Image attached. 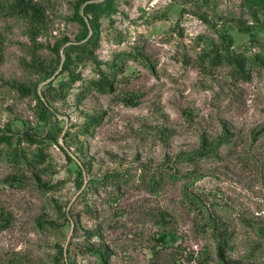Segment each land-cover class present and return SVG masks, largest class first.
Instances as JSON below:
<instances>
[{
    "label": "rangeland",
    "instance_id": "374dc122",
    "mask_svg": "<svg viewBox=\"0 0 264 264\" xmlns=\"http://www.w3.org/2000/svg\"><path fill=\"white\" fill-rule=\"evenodd\" d=\"M18 2L0 134L39 141L0 143V264H264V0H24L38 28Z\"/></svg>",
    "mask_w": 264,
    "mask_h": 264
},
{
    "label": "trees",
    "instance_id": "16d2710c",
    "mask_svg": "<svg viewBox=\"0 0 264 264\" xmlns=\"http://www.w3.org/2000/svg\"><path fill=\"white\" fill-rule=\"evenodd\" d=\"M92 8L94 7L91 6L89 10H93ZM11 10L19 15L28 18L29 22L31 24H34V26H36L37 28L41 25H44L45 23V15L42 12V10L30 4H26L24 0H19L17 4L12 5ZM92 41H93V37H91L86 44H89ZM234 44H235V40L233 35L228 31H224L223 33L220 34V43L215 47V54L213 56L208 55V57H210V60L213 65L220 66L223 64H227V65L235 66L237 75H241L244 78H248L246 73L247 63L249 61L255 62L257 57L253 59L252 58L247 59L246 57L237 53L234 50ZM92 84L97 90L102 92H105L107 90L111 91L113 88L112 83L105 76H102L99 80L93 81ZM20 89L23 90L22 87ZM262 133H264V128L261 129L260 131V134ZM15 137H18L20 140L21 138H24V140L30 144H35L39 141L37 135L26 130L24 132H19L18 135L14 133H2L0 134V143L2 144L5 143L8 146H12ZM205 145L203 151L198 153V155L201 156V158H205V156L216 155L217 147L211 146L207 148V146ZM225 248H226V244L223 241H219L218 255L222 261L225 260ZM102 264H107L105 258L102 259Z\"/></svg>",
    "mask_w": 264,
    "mask_h": 264
}]
</instances>
